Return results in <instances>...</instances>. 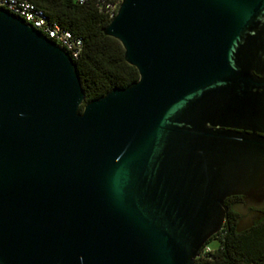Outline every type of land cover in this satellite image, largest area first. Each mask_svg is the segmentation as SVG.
<instances>
[{
	"label": "water",
	"instance_id": "1",
	"mask_svg": "<svg viewBox=\"0 0 264 264\" xmlns=\"http://www.w3.org/2000/svg\"><path fill=\"white\" fill-rule=\"evenodd\" d=\"M117 1L138 79L87 103L0 8V264H193L225 199L236 233L264 210V0Z\"/></svg>",
	"mask_w": 264,
	"mask_h": 264
},
{
	"label": "trees",
	"instance_id": "2",
	"mask_svg": "<svg viewBox=\"0 0 264 264\" xmlns=\"http://www.w3.org/2000/svg\"><path fill=\"white\" fill-rule=\"evenodd\" d=\"M41 7L48 19L82 40L81 54L73 62L85 103L138 79L137 70L124 61L119 42L103 35L102 29L110 20L93 5L79 6L74 0H50ZM226 201L228 207L229 201ZM236 224V214L229 210L223 231L212 236L218 239V246L209 253L198 254L193 264H264V216L241 233L235 232Z\"/></svg>",
	"mask_w": 264,
	"mask_h": 264
},
{
	"label": "built area",
	"instance_id": "3",
	"mask_svg": "<svg viewBox=\"0 0 264 264\" xmlns=\"http://www.w3.org/2000/svg\"><path fill=\"white\" fill-rule=\"evenodd\" d=\"M50 0H0V8L21 18L34 30L62 48L72 61L79 58L82 51V40L63 29L58 23L48 19L41 4ZM79 6L93 5L105 18L111 20L116 13L117 0H74ZM210 252V248L202 247L199 255Z\"/></svg>",
	"mask_w": 264,
	"mask_h": 264
},
{
	"label": "flooded vegetation",
	"instance_id": "4",
	"mask_svg": "<svg viewBox=\"0 0 264 264\" xmlns=\"http://www.w3.org/2000/svg\"><path fill=\"white\" fill-rule=\"evenodd\" d=\"M225 200H228V201H229V202L226 201V202H228V205H229L228 207L226 206V207H227V212H226V214H227L229 210L232 211L231 206H232L233 203H235V202H240V201H241V197H239V196H233V197H229V198H227V199H225ZM229 207H230V208H229ZM232 212H233V211H232ZM251 212H253V210L250 209V210H249V213H251ZM233 213L236 214L235 212H233ZM263 216H264V210L261 212V214L259 215L258 219H254L253 224H254L255 222L261 220V219L263 218ZM241 218H242L241 216H239L238 214H236V220H237V222H238ZM225 221H226V219L223 221V223H222V225H221V227H220V229H219L218 232H222V231H223ZM227 231H228V228H227Z\"/></svg>",
	"mask_w": 264,
	"mask_h": 264
},
{
	"label": "rangeland",
	"instance_id": "5",
	"mask_svg": "<svg viewBox=\"0 0 264 264\" xmlns=\"http://www.w3.org/2000/svg\"><path fill=\"white\" fill-rule=\"evenodd\" d=\"M218 239L215 237L210 238L206 244L210 249H215L218 246Z\"/></svg>",
	"mask_w": 264,
	"mask_h": 264
}]
</instances>
